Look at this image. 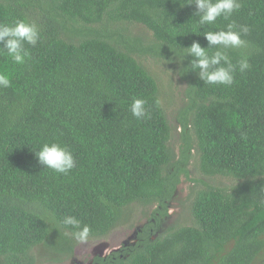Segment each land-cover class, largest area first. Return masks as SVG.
I'll return each instance as SVG.
<instances>
[{
	"label": "trees",
	"instance_id": "16d2710c",
	"mask_svg": "<svg viewBox=\"0 0 264 264\" xmlns=\"http://www.w3.org/2000/svg\"><path fill=\"white\" fill-rule=\"evenodd\" d=\"M187 2L0 0V23L26 19L41 34L25 45V64L0 55L11 79L0 89V264H40V252L67 262L81 241L65 216L90 227L87 241L141 224L131 243L91 264H264V0H241L230 21L198 29L249 27L247 47L227 54L233 63L247 55L250 68L230 87L184 69L192 57L181 62V48L207 47ZM173 76L184 87L174 124L162 101ZM134 97L150 118L132 116ZM53 142L76 161L67 175L34 156ZM192 158L205 178L192 180L190 215L162 230ZM135 203L156 204L146 223L131 220Z\"/></svg>",
	"mask_w": 264,
	"mask_h": 264
},
{
	"label": "clouds",
	"instance_id": "9594fccd",
	"mask_svg": "<svg viewBox=\"0 0 264 264\" xmlns=\"http://www.w3.org/2000/svg\"><path fill=\"white\" fill-rule=\"evenodd\" d=\"M186 5H194L197 16V28L194 35H202L207 41V47H201L198 42L181 48L185 57H192L190 69L198 75L200 81L207 85H221L230 87L234 83L235 73H245L250 68L247 55L233 63L228 50L244 49L247 41L243 39L249 33L247 25H237L234 21L226 24L224 28L216 31H198L205 25H216L218 19L230 21L235 12L241 8V0H188ZM41 40L38 26L26 19H17L12 23H0V55L11 59L12 63L23 65L30 59V52L25 45L35 47ZM11 87L9 75L0 71V89ZM147 101L143 98H132L128 110L136 120L150 118V111L146 107ZM39 165L50 169L56 174L67 175L76 165L71 151L59 143H44L38 150L33 151ZM65 227L74 229L72 235L78 241H85L90 234V227L82 225L75 216H65L62 220ZM121 247V246H120Z\"/></svg>",
	"mask_w": 264,
	"mask_h": 264
},
{
	"label": "rangeland",
	"instance_id": "374dc122",
	"mask_svg": "<svg viewBox=\"0 0 264 264\" xmlns=\"http://www.w3.org/2000/svg\"><path fill=\"white\" fill-rule=\"evenodd\" d=\"M154 69L156 65L153 66ZM159 68V67H158ZM163 78H171L170 76H162ZM165 79L163 82L165 83ZM184 87L183 84L180 82V80L173 76L172 77V83L171 86L166 92V95L162 97V101L164 106L170 102L172 105L167 108V113L170 118V122L174 124L173 117H175V113L177 111L178 105L181 103V92L183 91ZM171 144L178 148V138L177 135H173V138L171 140ZM195 161L193 158L190 160V165H189V178L187 177H181V181L179 183L178 188L175 191V197H173L171 201V209L169 210V216L171 215L170 218H168L162 226V230H165L170 226V223L174 220V218H179L181 217V214L184 216L190 215L189 214V204H190V197L188 198V194L192 193V190L194 189L193 193L195 192V188H199V186L196 183H193V178H200L202 177L201 175L197 174L198 169L196 168ZM203 178V177H202ZM205 178V177H204ZM203 178V179H204ZM210 183H213L217 186L220 187H227L228 185L231 184V182L226 179V178H217L213 177V180H210L209 178H206ZM192 193V194H193ZM191 194V195H192ZM154 205H139L138 203L132 204V207L129 211L131 213L132 217L131 220H134V224L138 220V223H146L148 220V215H150L154 211ZM169 205V203H168ZM147 213V215H146ZM184 216V217H185ZM133 224V225H134ZM186 224H190V222H187ZM141 224H137L134 226L130 227H120L115 229L112 234H110L107 238L105 239H98V240H85L81 241L78 243V246L75 248L74 254L72 257L67 261L64 262L63 264H86L89 263L86 260L92 258V253L94 251L93 248H97L98 245H101L104 241L105 242H110L113 247H120L124 241H128L131 243L130 240H133L137 231L135 230L137 226ZM92 251V252H91ZM40 256L43 258L41 260L40 264H56V263H47V256L41 252L39 253ZM56 255V254H55ZM54 256V255H52ZM55 257V256H54Z\"/></svg>",
	"mask_w": 264,
	"mask_h": 264
},
{
	"label": "water",
	"instance_id": "95a60500",
	"mask_svg": "<svg viewBox=\"0 0 264 264\" xmlns=\"http://www.w3.org/2000/svg\"><path fill=\"white\" fill-rule=\"evenodd\" d=\"M129 241V240H128ZM128 241H124V242H128ZM94 251L92 253H90L93 256H101V257H105L108 254L112 253V252H116L118 249L113 247V245L110 242H103L101 245H98L97 248H93Z\"/></svg>",
	"mask_w": 264,
	"mask_h": 264
},
{
	"label": "flooded vegetation",
	"instance_id": "af4514ba",
	"mask_svg": "<svg viewBox=\"0 0 264 264\" xmlns=\"http://www.w3.org/2000/svg\"><path fill=\"white\" fill-rule=\"evenodd\" d=\"M124 244H127L126 242H124ZM115 248H117L118 250L117 251H119L120 250V247H115ZM116 251V252H117ZM96 256H93L92 258H90L89 260L87 259L86 261L87 262H89V263H86V264H91L92 262H93V260H94V258H95ZM98 257H101V256H98ZM105 257H107V256H105ZM102 258V257H101Z\"/></svg>",
	"mask_w": 264,
	"mask_h": 264
}]
</instances>
